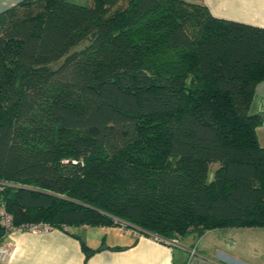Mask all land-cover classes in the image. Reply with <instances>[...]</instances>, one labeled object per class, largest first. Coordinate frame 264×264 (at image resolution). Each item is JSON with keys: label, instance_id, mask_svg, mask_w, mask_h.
Wrapping results in <instances>:
<instances>
[{"label": "trees", "instance_id": "1", "mask_svg": "<svg viewBox=\"0 0 264 264\" xmlns=\"http://www.w3.org/2000/svg\"><path fill=\"white\" fill-rule=\"evenodd\" d=\"M261 81L264 27L202 0H21L0 12V207L163 240L264 227Z\"/></svg>", "mask_w": 264, "mask_h": 264}, {"label": "crops", "instance_id": "2", "mask_svg": "<svg viewBox=\"0 0 264 264\" xmlns=\"http://www.w3.org/2000/svg\"><path fill=\"white\" fill-rule=\"evenodd\" d=\"M21 0H0V12ZM220 18L264 27V0H202ZM253 111L264 114V81L255 87ZM264 146V123L257 128ZM10 253L0 264H264V227L216 228L170 247L131 228L75 226L34 233L13 231ZM83 246L94 251L86 255Z\"/></svg>", "mask_w": 264, "mask_h": 264}, {"label": "built area", "instance_id": "3", "mask_svg": "<svg viewBox=\"0 0 264 264\" xmlns=\"http://www.w3.org/2000/svg\"><path fill=\"white\" fill-rule=\"evenodd\" d=\"M0 226L2 230V236L0 237V262L6 261L9 253L10 247L9 244L5 242L7 235L13 231H30L34 233L44 232L52 229L48 224L42 222H35V223H23L20 225H15L12 219V216L7 212L4 207H0ZM123 230H127L129 227L125 225H120ZM133 234L136 237L141 235L140 232L133 230ZM157 238V237H155ZM160 241H163L169 246H176L178 245L179 239H172V240H163L157 238Z\"/></svg>", "mask_w": 264, "mask_h": 264}, {"label": "rangeland", "instance_id": "4", "mask_svg": "<svg viewBox=\"0 0 264 264\" xmlns=\"http://www.w3.org/2000/svg\"><path fill=\"white\" fill-rule=\"evenodd\" d=\"M67 1L75 2V3H78V4H84L86 2V0H67Z\"/></svg>", "mask_w": 264, "mask_h": 264}]
</instances>
